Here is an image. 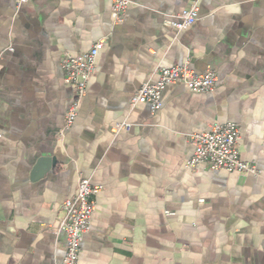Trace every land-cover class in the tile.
I'll list each match as a JSON object with an SVG mask.
<instances>
[{
    "label": "crops",
    "instance_id": "crops-1",
    "mask_svg": "<svg viewBox=\"0 0 264 264\" xmlns=\"http://www.w3.org/2000/svg\"><path fill=\"white\" fill-rule=\"evenodd\" d=\"M0 0V264H59L60 205L80 178L93 197L80 264H264V0ZM195 3L181 31L172 17ZM103 39L96 72L63 137L73 99L60 58ZM217 75L212 92L167 85L151 113L130 98L156 70ZM131 124L113 133L116 122ZM239 122L258 174L185 166L188 134Z\"/></svg>",
    "mask_w": 264,
    "mask_h": 264
},
{
    "label": "built area",
    "instance_id": "built-area-1",
    "mask_svg": "<svg viewBox=\"0 0 264 264\" xmlns=\"http://www.w3.org/2000/svg\"><path fill=\"white\" fill-rule=\"evenodd\" d=\"M27 0H16L17 5ZM134 4L133 0H115L112 9L118 21L123 19L126 10ZM198 17V6L193 3L181 10L175 16L166 17L164 24L175 31H181L191 26ZM104 46V40L93 43L87 51L76 55L63 53L60 64L63 71V81L73 91V99L65 113L64 123L59 129V137L73 124L83 98L87 93L89 78L96 72V57ZM156 79L145 81L130 98V105L146 104L151 113L161 109V95L167 85L182 84L188 90L196 93L212 92L217 81L214 69L208 67L201 73L194 72L187 64H176L170 67H160L156 70ZM131 124L122 121L111 126L113 133L128 131ZM1 138V134H0ZM240 123L214 122L209 130L188 134V140L193 147L191 156L185 166L194 169L205 165L211 170H224L239 174L257 175L258 169L253 162L242 160L239 152ZM101 190L93 185L88 178H80L74 195L67 197L60 205L57 232L65 235L64 257L59 264H80L81 240L91 227L95 209L94 196Z\"/></svg>",
    "mask_w": 264,
    "mask_h": 264
}]
</instances>
